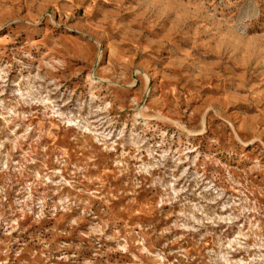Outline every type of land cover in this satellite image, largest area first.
I'll list each match as a JSON object with an SVG mask.
<instances>
[{
	"label": "rangeland",
	"instance_id": "obj_1",
	"mask_svg": "<svg viewBox=\"0 0 264 264\" xmlns=\"http://www.w3.org/2000/svg\"><path fill=\"white\" fill-rule=\"evenodd\" d=\"M0 264H264V0H0Z\"/></svg>",
	"mask_w": 264,
	"mask_h": 264
}]
</instances>
